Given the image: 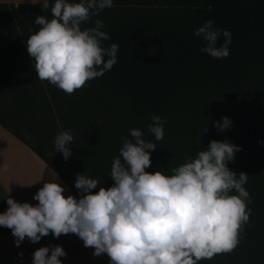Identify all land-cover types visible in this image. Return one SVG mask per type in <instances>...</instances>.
<instances>
[{
	"label": "trees",
	"instance_id": "16d2710c",
	"mask_svg": "<svg viewBox=\"0 0 264 264\" xmlns=\"http://www.w3.org/2000/svg\"><path fill=\"white\" fill-rule=\"evenodd\" d=\"M54 2L48 0L45 12L41 3H0V43L27 49L28 36L40 27L35 17L51 19ZM113 5L81 25L83 30L103 21L102 30L110 37L103 46L119 45L113 68L73 94L48 81L39 80L40 86L14 83L16 113L31 122L24 131L7 128L77 197V174L85 173L105 188L113 184L112 161L123 139H131L132 128L142 129L144 139L157 146L149 172L170 175V168L212 140L241 146L228 167L249 176V222L234 251L199 264H264V144L258 143L264 141V0H113ZM208 20L231 32L227 58L200 52L206 42L194 30ZM223 42L221 36L217 46ZM153 115L167 120L163 140L148 134ZM223 117L232 126L221 132L214 122ZM66 130L74 136L67 160L54 147L56 135Z\"/></svg>",
	"mask_w": 264,
	"mask_h": 264
},
{
	"label": "clouds",
	"instance_id": "9594fccd",
	"mask_svg": "<svg viewBox=\"0 0 264 264\" xmlns=\"http://www.w3.org/2000/svg\"><path fill=\"white\" fill-rule=\"evenodd\" d=\"M41 5L44 12L49 9L48 0ZM113 6V0H55L51 19L36 16L34 22L40 27L28 36L26 46L38 79L73 94L110 71L117 63L119 45L103 46L110 37L102 30V20L83 30L81 25ZM194 35L206 42L201 53L216 59L229 56L232 34L215 28L213 20L195 29ZM221 36L224 42L217 46ZM151 120L148 134L155 141L163 140L166 118L153 115ZM214 125L221 132L232 126L229 117ZM129 133L131 139H123L112 161L110 187L77 174L74 187L79 196H65L59 174L50 170L49 179L33 196L38 203L6 199L0 226L11 230L17 247L25 238L37 243L49 234L55 238L75 234L84 247L94 249L93 256L106 254L109 264H199L236 249L252 212L245 188L249 176L228 167L241 146L227 139L212 140L183 164L170 168L168 175L146 171L157 146L144 139L142 129L132 128ZM73 141L71 130L54 138L55 150L65 160L72 155ZM66 255L60 245L42 246L33 253L32 264H62L60 258Z\"/></svg>",
	"mask_w": 264,
	"mask_h": 264
},
{
	"label": "crops",
	"instance_id": "0c3cea01",
	"mask_svg": "<svg viewBox=\"0 0 264 264\" xmlns=\"http://www.w3.org/2000/svg\"><path fill=\"white\" fill-rule=\"evenodd\" d=\"M0 3L17 6L43 3V0H0ZM3 71L8 74H0V213L7 209L6 199L9 196L21 203H38L33 200V196L43 186V182L49 179L50 170H53L22 139L9 130L24 131L28 122H31V119L16 113L18 107L11 100L13 84L25 82L31 86H40L32 57L28 55L27 49L0 43V72ZM60 183L66 189L65 196H76L61 178ZM49 245L63 247L67 255L60 258L62 264H109L106 254L93 256L94 249L84 247L83 241L75 234L61 235L59 238L49 234L37 243L25 238L17 247L11 230L0 226V264H32L35 250Z\"/></svg>",
	"mask_w": 264,
	"mask_h": 264
}]
</instances>
